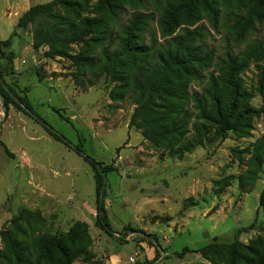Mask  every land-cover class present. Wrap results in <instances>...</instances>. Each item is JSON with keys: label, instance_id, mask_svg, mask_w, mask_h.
I'll return each mask as SVG.
<instances>
[{"label": "rangeland", "instance_id": "1", "mask_svg": "<svg viewBox=\"0 0 264 264\" xmlns=\"http://www.w3.org/2000/svg\"><path fill=\"white\" fill-rule=\"evenodd\" d=\"M49 1L0 0V41L10 37L9 45H0V80L26 97L70 145L112 167L104 204L113 234L95 223L96 183L90 165L14 106L5 114L1 95L0 232L14 233L33 256L36 237L72 238L76 252L71 264H232L231 245L240 252L233 264H264V158L257 167L251 159L254 144L264 146V58L249 62L239 75L243 101L257 111L247 131L219 134L189 98L184 105L191 115L189 132L156 145L144 137L142 127L131 124L136 95L97 62L102 50L116 47L133 14L149 16L142 31L146 47L152 39L165 41L159 20L170 0H72L78 3L72 13L58 7L56 12L71 21H99L64 55H49L47 44L34 49L31 27H16L31 5ZM212 7L201 8L196 23L181 24L173 34L196 30L201 52L208 53L206 66L190 82L201 104L206 98V109L210 102L204 89L225 54L241 59L250 43L264 41V18L237 42L233 19L245 11L231 0ZM77 55L97 66L75 65ZM192 123L203 125L196 144ZM188 139L194 144L178 153ZM146 234L156 237L158 250L145 240ZM209 246L222 247L221 253L207 250ZM3 248L0 235V253Z\"/></svg>", "mask_w": 264, "mask_h": 264}, {"label": "trees", "instance_id": "2", "mask_svg": "<svg viewBox=\"0 0 264 264\" xmlns=\"http://www.w3.org/2000/svg\"><path fill=\"white\" fill-rule=\"evenodd\" d=\"M218 1L220 0H170L159 20L161 36L167 39L161 43L152 39V45L149 47L144 45L142 36L143 26L146 25L149 16L143 13L133 14L122 26L116 47L113 50L104 49L100 54L97 64L102 70L110 72L115 80H120L136 95V107L131 124L142 127L144 137L156 145L175 142L189 132L187 127L191 115L184 108L189 98L195 102L198 110L201 108L204 118L212 120L217 125L219 134L231 130L244 133L250 127L251 118L257 114L253 107L243 101L244 90L239 75L249 62L264 58L262 40L250 43L241 59L227 53L220 60L218 74L211 75L210 82L204 89L210 102L209 109L205 108L207 106L205 97L204 103L201 104L197 93L191 92L190 82L198 78L200 71L206 66L208 53L201 52L202 46L197 44L196 30L188 31L185 28L183 35L173 34L181 24L191 26L196 23L200 19L201 8L212 9V4ZM231 1L245 11L244 14L236 15L232 24L233 37L235 41L240 42L254 29L255 23L264 18V0ZM77 4L72 0H51L33 4L18 17L16 27H31V46L34 49L47 44L50 47L49 55H64L71 43L82 41L99 22L98 19L91 17L74 22L56 12L58 7L65 13L77 12ZM9 43L10 37L0 41V45ZM74 63L86 68L97 66L94 60L85 55H77ZM0 95L5 114L9 105L14 106L40 124L53 138L81 155L90 165L96 183L95 223L106 234H113L104 204L106 175L113 170L112 167L89 157L78 146L70 145L44 123L26 97L19 95L2 80ZM200 127L199 124L192 123V138L195 144L202 140L203 130ZM193 144L188 139L177 148V152L188 151L189 146ZM263 158L264 146L256 142L251 155L253 165L259 166ZM248 172L253 174L252 171ZM15 229L19 236L24 237V230L18 223H15ZM0 235L4 246L3 252L0 253V264L2 258L9 264H71L75 257V240L72 238L62 239L49 234L36 237L32 245L35 249L33 256L14 233L3 230ZM144 238L158 250V241L154 235L146 234ZM206 249L218 254L221 253L222 247L209 246ZM229 249L231 260L235 261L240 257V252L234 245ZM260 262L264 263V256Z\"/></svg>", "mask_w": 264, "mask_h": 264}]
</instances>
